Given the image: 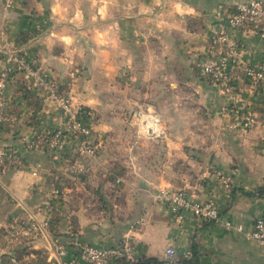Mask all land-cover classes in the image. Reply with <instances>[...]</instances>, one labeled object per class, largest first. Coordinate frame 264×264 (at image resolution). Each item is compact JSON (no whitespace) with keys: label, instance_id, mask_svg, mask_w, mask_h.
<instances>
[{"label":"crops","instance_id":"crops-1","mask_svg":"<svg viewBox=\"0 0 264 264\" xmlns=\"http://www.w3.org/2000/svg\"><path fill=\"white\" fill-rule=\"evenodd\" d=\"M9 1L6 7L0 0V70L7 54L18 52L35 75L14 73L6 88L15 122L2 131L0 147L14 149L25 168L0 173L5 264H56L55 240L109 248L124 239L140 260L158 259L171 246L181 261L264 264V246L247 238L254 220L264 217V87L253 91L242 81L230 104L200 71L215 59L210 39L225 28V15L249 0ZM229 35L246 65L264 67L263 40L232 29ZM39 78L97 112L93 130L100 139L86 167H76L71 146L60 159L21 143L60 124ZM229 107L251 114L250 128L232 127ZM138 110L157 114L160 136L139 134ZM128 125L129 132L137 127L129 137L131 168L121 162ZM214 170L232 178L231 194ZM85 172L86 226L74 224L59 196L82 189L71 180ZM164 189L184 191L192 202L213 201L220 222L172 214L154 197ZM31 216L48 220L46 238L29 232Z\"/></svg>","mask_w":264,"mask_h":264},{"label":"built area","instance_id":"built-area-1","mask_svg":"<svg viewBox=\"0 0 264 264\" xmlns=\"http://www.w3.org/2000/svg\"><path fill=\"white\" fill-rule=\"evenodd\" d=\"M6 1L9 7L10 1ZM225 28L214 34L210 39L215 59L204 62L201 73L217 87L221 95L230 103L236 104L239 84L244 81L248 87L256 91L264 87V67H252L246 65L241 59V46L238 40L229 35V30H237L245 36H256L264 41V4L260 0H249L234 5L232 10L225 15ZM14 73H23L26 76H34L33 65L23 53H8L5 65L0 70V137L7 125L15 122L11 101L6 95V88ZM39 85L46 92L49 100L59 106L60 117L64 122L62 129H57L51 134H36L31 138H22L21 143L26 150L32 151L42 148L52 154H62L65 145L71 140L77 141V153L94 156L97 146L90 139L91 127L86 111V124L83 112L71 103V97L60 96L57 88L44 79H38ZM233 116L234 125L243 130L250 128L254 123L251 114L245 111L228 108ZM145 134H162L160 118L154 112L138 110L135 114ZM25 162L17 155L14 149L0 147V173L12 170H22ZM214 178L218 181L224 193L227 195L233 191L232 178L220 170L213 171ZM155 200L165 205L172 214L179 216L188 212L200 223H218L220 216L216 204L211 201L192 202L186 192L159 190L155 194ZM225 227L231 228V224L223 222ZM48 220L38 221L31 216L29 220V232L34 237L46 238L48 232ZM237 232H241L240 226H234ZM247 238L264 246V217L254 220L253 228ZM53 261L56 264H180L173 247H167L162 256L155 260H140L135 258L130 241L124 239L116 247H96L78 240L70 242H53ZM190 257V252L185 253V258Z\"/></svg>","mask_w":264,"mask_h":264},{"label":"rangeland","instance_id":"rangeland-1","mask_svg":"<svg viewBox=\"0 0 264 264\" xmlns=\"http://www.w3.org/2000/svg\"><path fill=\"white\" fill-rule=\"evenodd\" d=\"M66 97L68 98V97H70V95L69 96L68 95L64 96V98H66ZM44 98H45V100H47L48 99L47 95ZM51 102H53L55 104V107L59 111V106H57V104L54 101L51 100ZM71 103H72V105L74 107L80 108L79 111L81 113L82 112L84 113L83 114V119H84L85 124H86V108L81 107L75 97H71ZM87 112H88V118H89L88 120H89L90 127H91V136H90V139L97 146L98 143H99L98 142V139H100L99 138L100 135L98 136V134H100V133L97 132V135H96L94 133L93 127L95 126V124L98 123L99 118L97 116V112L96 111L95 112L94 111L92 112V111L88 110ZM59 113H60V111H59ZM134 118L136 119V116H133V119ZM59 119H60V124H59V127L57 129H62L63 128V125H64V122L62 121V118L61 117H59ZM134 123H136V122H134ZM130 126L131 125H128L127 127H123L122 128V136H124V137L126 136L127 137V140H125V138H124V139H122V142H121V145L124 146V148L125 147H128L127 148L128 149V152H126L124 150V152H125L124 153V158H122V160H121V162L123 161L124 166H127L128 168H131V158H130V152H129V150H130V138L129 137H130L131 134H135V131L137 130V127L134 125L135 127H131L132 132H129L130 131ZM51 133H48V134H51ZM42 134H46V133H42ZM139 134L146 136V134L142 131L141 128L139 129ZM160 135L161 134H158L157 136H160ZM76 145H77V141L76 140H71V141L67 142L66 145H65V150L62 152V154L61 155H60V153L59 154H57V153L56 154H53L54 155L53 158H60V159H62L65 156V151L67 153L68 146H71L70 148H72V151H73L74 156H75V157H73V159L75 161L74 163H75L76 167L77 168L86 167V156L87 155H81V154L77 153V146ZM113 145H114V143L111 144V146H113ZM48 153H50V152L48 151ZM50 154H52V153H50ZM89 157H92V156H89ZM108 159H109V157H108ZM70 167H73V169H74V166H70ZM79 171H80V169H79ZM71 181L72 182H78L77 184L78 185H81L82 189H80L77 193L75 191H70V192H65L64 191L59 196H61V199L65 200V202H64V204H65V206H64L65 212L69 213L70 216L73 219L75 218L74 224L76 225L77 222H78V220H83L84 225L86 226V172L85 173H81L78 176V178H76L74 181L73 180H71ZM69 183H70V181H69ZM65 185H67V184H65ZM0 231H1V228H0ZM4 242H5V238L2 235V233L0 232V249H1V247H2V245H3ZM0 252H1V250H0ZM6 259L7 258L4 255H2V256L0 255V264H5Z\"/></svg>","mask_w":264,"mask_h":264},{"label":"trees","instance_id":"trees-1","mask_svg":"<svg viewBox=\"0 0 264 264\" xmlns=\"http://www.w3.org/2000/svg\"><path fill=\"white\" fill-rule=\"evenodd\" d=\"M86 111H88V109H86ZM191 250H192V255L196 254L195 252V248L192 246L191 247ZM16 255L19 257L22 253L20 251H16L15 252ZM7 264H13V263H9V261H7ZM180 264H197L195 260H193V258L191 260H180Z\"/></svg>","mask_w":264,"mask_h":264}]
</instances>
